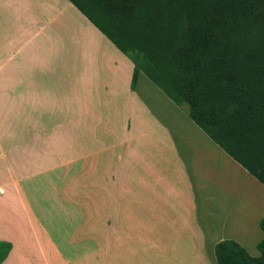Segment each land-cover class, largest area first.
<instances>
[{
	"label": "crops",
	"instance_id": "0c3cea01",
	"mask_svg": "<svg viewBox=\"0 0 264 264\" xmlns=\"http://www.w3.org/2000/svg\"><path fill=\"white\" fill-rule=\"evenodd\" d=\"M134 68L67 0H0V96L25 133L16 149L0 141V242L9 245L0 264L93 263L92 251L68 256L32 201L42 176L77 161L103 174L109 132L117 146L132 142L151 181L117 189L131 234L118 236L107 264H216L222 240L259 256L264 187L142 72L130 86ZM93 127L102 129L95 151Z\"/></svg>",
	"mask_w": 264,
	"mask_h": 264
},
{
	"label": "trees",
	"instance_id": "16d2710c",
	"mask_svg": "<svg viewBox=\"0 0 264 264\" xmlns=\"http://www.w3.org/2000/svg\"><path fill=\"white\" fill-rule=\"evenodd\" d=\"M67 1L264 187V0ZM258 227V257L222 240L216 264H264Z\"/></svg>",
	"mask_w": 264,
	"mask_h": 264
},
{
	"label": "rangeland",
	"instance_id": "374dc122",
	"mask_svg": "<svg viewBox=\"0 0 264 264\" xmlns=\"http://www.w3.org/2000/svg\"><path fill=\"white\" fill-rule=\"evenodd\" d=\"M1 98L0 96V141L3 145L6 138L16 149L15 145L20 144L19 141L22 143L25 137L23 129L19 127L20 112L5 111ZM93 130L92 145L95 151L101 146L95 141H99L98 135L102 129L93 127ZM108 138L107 142L110 141L111 145L106 152L108 158L102 166L106 169H103V174L97 173L95 168L90 173L84 160L77 161L74 166L56 169L51 171L52 174L42 176L37 182L41 187V198L38 202L32 201L36 216L68 256L75 259L84 251H92V264H107L105 258H115L118 236L126 237L131 234L124 228L128 225L127 217L119 219L123 207L118 214L117 189L136 181H151L146 161L141 160L140 155L134 156L132 153L135 149L132 142L117 146L111 143V138L116 139L114 134L109 132ZM122 150L123 156L118 161L117 155L120 156ZM11 156L8 152V157ZM95 156L99 155L94 154ZM117 163L120 167L119 174L116 172ZM106 177L108 179L105 180ZM151 178L154 179L153 176ZM122 193L125 194L126 190L121 191L120 196H123ZM70 234L72 244L68 245L66 238Z\"/></svg>",
	"mask_w": 264,
	"mask_h": 264
}]
</instances>
